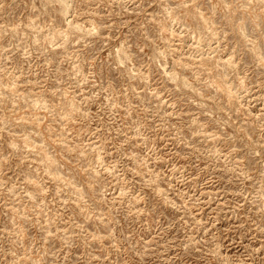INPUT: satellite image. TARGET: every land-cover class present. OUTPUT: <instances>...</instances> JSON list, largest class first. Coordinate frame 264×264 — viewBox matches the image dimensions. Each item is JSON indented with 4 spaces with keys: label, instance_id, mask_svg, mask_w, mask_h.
Segmentation results:
<instances>
[{
    "label": "rangeland",
    "instance_id": "1",
    "mask_svg": "<svg viewBox=\"0 0 264 264\" xmlns=\"http://www.w3.org/2000/svg\"><path fill=\"white\" fill-rule=\"evenodd\" d=\"M0 264H264V0H0Z\"/></svg>",
    "mask_w": 264,
    "mask_h": 264
},
{
    "label": "bare ground",
    "instance_id": "2",
    "mask_svg": "<svg viewBox=\"0 0 264 264\" xmlns=\"http://www.w3.org/2000/svg\"><path fill=\"white\" fill-rule=\"evenodd\" d=\"M62 1V0H61ZM62 3V2H61ZM64 4V3H63ZM66 4V3H65ZM67 6V5H66ZM67 9V8H66ZM69 13V12H68ZM78 27V26H77ZM232 60V59H231Z\"/></svg>",
    "mask_w": 264,
    "mask_h": 264
}]
</instances>
